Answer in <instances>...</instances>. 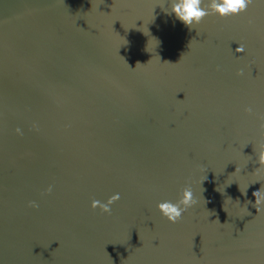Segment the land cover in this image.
<instances>
[{
    "label": "water",
    "instance_id": "1",
    "mask_svg": "<svg viewBox=\"0 0 264 264\" xmlns=\"http://www.w3.org/2000/svg\"><path fill=\"white\" fill-rule=\"evenodd\" d=\"M169 4L0 0V264H264V0L192 29Z\"/></svg>",
    "mask_w": 264,
    "mask_h": 264
},
{
    "label": "clouds",
    "instance_id": "2",
    "mask_svg": "<svg viewBox=\"0 0 264 264\" xmlns=\"http://www.w3.org/2000/svg\"><path fill=\"white\" fill-rule=\"evenodd\" d=\"M252 0H209L207 6H204V0H170L169 14L173 15L183 25L192 29L194 25L199 24L206 16L215 15L218 19H226L231 16H236L244 13ZM154 10V9H153ZM155 39V38H154ZM237 51H244L243 45L236 49ZM168 63V62H165ZM137 65H141L137 63ZM136 65V66H137ZM235 75L240 77L244 75L243 70H238ZM248 115L254 114L253 107L249 106L244 109ZM259 141L253 146V155L255 156V164L257 171L264 169V116L259 117ZM17 134H20V129L17 128ZM250 156V159L252 158ZM52 186H49L43 195L50 194ZM247 195L246 191L242 193ZM252 196L257 198L256 203L259 204L261 197L260 188L252 192ZM119 194H114L106 201L93 200L91 202V209H99L102 214L111 215V206L119 200ZM197 204V199L194 196L193 190L189 185H186L180 192L179 198L176 202L163 201L157 204V211L168 223H178L183 214L190 208ZM31 208H37L38 205L33 201L28 204Z\"/></svg>",
    "mask_w": 264,
    "mask_h": 264
}]
</instances>
